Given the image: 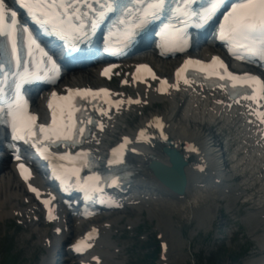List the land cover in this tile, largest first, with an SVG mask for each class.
<instances>
[{"label": "snow or ice", "instance_id": "snow-or-ice-1", "mask_svg": "<svg viewBox=\"0 0 264 264\" xmlns=\"http://www.w3.org/2000/svg\"><path fill=\"white\" fill-rule=\"evenodd\" d=\"M17 2L32 16L35 23L55 33L61 39L72 37L77 41L86 40L90 32L97 29L109 14L120 13L117 21L120 26H124L125 45L137 30L146 27L151 20L159 18L164 13L166 5V0H147L144 7L136 6L144 0H135L133 5L124 4L122 0H35V2L17 0ZM191 2L192 0H182V6L171 10L174 17L184 18L179 21L182 26L165 23L157 33L160 38L158 47L184 51L186 34L183 25L187 24L189 19H195L199 23L208 22L225 6L226 0H209L208 5L199 12L190 10ZM33 9H36V13H33ZM8 14L5 0H0V37L5 38L4 44L0 45V53L5 59L4 63H0V71L4 70L7 63H11L14 66L12 75L15 78L14 98L6 105V109L0 108V112H6L7 127L12 140L24 143L31 141L32 147L45 160L53 162L51 167L53 177L66 187L73 185L79 178L81 153L77 151L56 155L50 152L49 147L61 143L65 147L73 146L77 141V135H82L85 124L84 120L76 119V113L80 111L77 98L90 103L98 97L99 90L67 89L66 95L52 92L47 105L51 109V123L37 125V117L29 112L22 88L28 82L37 81L41 75L51 78L56 72V64L41 44L33 38V34L26 26L23 27L26 48L28 56L33 59L21 60L16 35L19 25L17 13L10 12V22L6 19ZM218 38L229 43L230 53L232 49H239L251 55H258L264 61V0H234L223 14ZM111 50L106 46V51ZM37 53L39 60L34 59ZM232 54L237 58H243L238 52ZM190 69L205 76L218 77H222L228 71L227 66L218 57H212L210 63L188 59L180 71L186 73ZM108 71L109 67H106L102 74ZM227 78L231 80L233 77L230 75ZM14 158L20 159L18 155ZM55 161L61 163L57 164ZM18 169L27 180L30 175L29 169L23 163L18 164ZM30 190L37 192L35 188ZM43 203L50 206V201L47 199L43 200Z\"/></svg>", "mask_w": 264, "mask_h": 264}, {"label": "bare ground", "instance_id": "bare-ground-1", "mask_svg": "<svg viewBox=\"0 0 264 264\" xmlns=\"http://www.w3.org/2000/svg\"><path fill=\"white\" fill-rule=\"evenodd\" d=\"M198 45L205 48L204 43L200 40L198 41ZM143 53L140 57H146L151 60L154 58L152 56L154 54L150 51H145ZM205 53L206 49H203L202 55ZM164 68L165 70L168 69L165 66ZM73 77V80L75 79V81L80 83L85 81H98L97 75L92 69L76 72ZM217 96L216 93H208L201 89H188L182 93L180 98L173 105L174 107L171 109L169 107L166 111H153L150 115L145 117L150 118L154 116L155 113L163 116L169 124L168 130L172 138L176 139L179 144L184 145L189 142H195L201 149V154L199 156L191 155L193 161L189 169V186L185 196H175L166 190L155 177H152L149 173L144 171V168L140 173L135 175L131 190L136 189L138 186H150L153 189L157 188L159 190L156 191L157 193L161 192L163 195L174 199H168L162 203L151 202L152 205L150 212L152 214L162 213V215H165V212L168 213V215H171L182 212L183 214H186L187 219L200 215L199 217L201 218V221L210 225L214 222L217 213L221 210L220 207H217L218 205H212V202L218 199L219 196L216 197V195L221 193L222 190L230 187L228 180L237 176L245 178V180H242L241 187H239L237 193L240 194L241 191L239 190L244 187H246L247 190L250 189L249 191H251V193L245 194L247 196L246 198L249 202H255L257 205V207H255L256 209L254 208L255 212L264 213V147L260 145L261 141L256 136H253L251 129L245 126L240 117L225 118L223 116V113L221 112L225 111V109L215 105V99ZM149 98L151 101H157L151 94L149 95ZM168 100L172 101L174 100V97H170ZM178 106H183L185 111L183 114L187 120L184 118L178 119L181 115ZM209 110L215 112L217 116H220L223 119H218L217 121L214 119H211V121L206 120V117L210 115ZM197 112L200 113V115ZM123 119L124 118H121L118 121L117 119L110 121V133L101 137L102 144L99 146L101 151H103L111 140L115 138L118 133L117 129L121 126V123H124ZM144 121L145 119L142 120L140 124L143 125ZM217 126L220 127L218 129L221 131L219 134L215 133L212 135L210 133L213 132L212 128ZM223 133L231 135L230 138L232 139L228 142L231 141L230 144L236 145L235 151L239 155H242L241 159L243 160V163L241 169H239L234 162L232 163V166H226L227 163L224 158L225 150L223 149L224 143H222V141L219 142L217 139L219 135ZM141 149L143 151V157L137 156L133 158V161L140 167L144 164L145 158L149 157L150 154L155 153L154 150L150 151L146 148ZM187 152L186 155H189ZM7 159V156H2L0 159V166L2 165V168L0 169V188L1 190H6L4 197L0 198V215L4 212V207L9 204L17 206V203H13V201L19 200V194H16L15 189H13V187L17 188L15 178L13 176L11 177L10 173L7 172L9 166L11 167V164L5 163ZM159 159H162L163 161L165 160L164 157H159ZM195 160L204 162V165L207 167V170L203 175L193 172V164ZM237 170H240L241 174H238ZM201 181H204V186L200 184ZM210 181L215 183L217 187L216 191L207 188V184ZM208 193L210 195H204ZM211 196L214 197L212 198ZM154 201L158 202L159 199L154 198ZM173 204L175 206H173ZM19 209L22 210L21 208ZM197 209H199V212H196ZM23 211H27V208ZM106 233L109 235L111 234L109 231H106ZM107 246L108 245H106V247ZM176 254V250H173L172 254V250L169 249L166 256ZM256 264H264V258L259 259Z\"/></svg>", "mask_w": 264, "mask_h": 264}, {"label": "rangeland", "instance_id": "rangeland-1", "mask_svg": "<svg viewBox=\"0 0 264 264\" xmlns=\"http://www.w3.org/2000/svg\"><path fill=\"white\" fill-rule=\"evenodd\" d=\"M143 52L136 53L131 60H149V58L140 57L144 54ZM199 53H201L199 49L193 52L197 55ZM165 63L168 64V62ZM171 70L172 67L169 68L168 73ZM69 80H73L72 77ZM168 109L169 106L165 103L158 108L154 107V110L159 111ZM5 193L6 190L0 188V198L4 197ZM227 200L228 198L223 203L218 204L222 208L220 210L222 213H217L218 216L215 219L217 223L212 228H207L208 224L201 221L200 215L187 219L186 214L182 212L171 215L165 212V215H162V213L152 214L151 212H146L143 216L138 215V212L131 214L130 218L132 220L138 218V223L129 230V235H133V237L121 242V252L116 264H161L160 258L155 262V256L151 255L157 245L155 242L156 236L154 235L156 234L155 231L159 232L158 225L165 231L166 239L172 247V254L173 250H176L177 253L173 255V258H169L168 264H210L208 259L213 256L217 257L218 264H249L255 258L262 256L264 258V252L260 250L262 246L260 242L264 243V238L259 242L258 237V232L263 224L255 217L248 215L250 212L249 206L244 205L240 199L233 203ZM252 204H255V202ZM196 212H199V209ZM255 213L260 220L264 221V213ZM249 216L255 220V223L248 222ZM5 220H0V264L6 261H10V264H40L42 253L37 240L29 241L26 239L27 233L25 230L18 231L13 223L10 221L5 222ZM214 222L210 225H213ZM140 223L145 226L144 231H149L150 235L139 233L137 227ZM257 228L259 229L258 232L253 233L252 229L257 231ZM136 232L140 236H137ZM5 245H11L10 255L16 257L15 261L4 250ZM133 245V250H130ZM145 246L150 247V249H146ZM146 254L149 256H146Z\"/></svg>", "mask_w": 264, "mask_h": 264}, {"label": "water", "instance_id": "water-1", "mask_svg": "<svg viewBox=\"0 0 264 264\" xmlns=\"http://www.w3.org/2000/svg\"><path fill=\"white\" fill-rule=\"evenodd\" d=\"M163 178H164V181H165L167 184L173 186V183H172L171 178H169L168 176H164ZM177 189L180 190V191H183V189H184V184H182V185H181L180 187H178Z\"/></svg>", "mask_w": 264, "mask_h": 264}, {"label": "trees", "instance_id": "trees-1", "mask_svg": "<svg viewBox=\"0 0 264 264\" xmlns=\"http://www.w3.org/2000/svg\"><path fill=\"white\" fill-rule=\"evenodd\" d=\"M208 262H209L210 264H218V263H217V257H216V256H213V257L209 258V259H208ZM4 264H10V261H6Z\"/></svg>", "mask_w": 264, "mask_h": 264}]
</instances>
